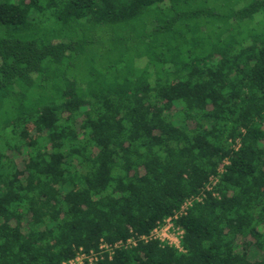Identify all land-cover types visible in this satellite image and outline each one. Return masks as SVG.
<instances>
[{
    "label": "trees",
    "instance_id": "16d2710c",
    "mask_svg": "<svg viewBox=\"0 0 264 264\" xmlns=\"http://www.w3.org/2000/svg\"><path fill=\"white\" fill-rule=\"evenodd\" d=\"M129 238L101 264H264V0H0V264Z\"/></svg>",
    "mask_w": 264,
    "mask_h": 264
},
{
    "label": "built area",
    "instance_id": "2783aa9c",
    "mask_svg": "<svg viewBox=\"0 0 264 264\" xmlns=\"http://www.w3.org/2000/svg\"><path fill=\"white\" fill-rule=\"evenodd\" d=\"M212 185H215L217 180L212 179ZM212 187H208L211 190ZM205 194L202 196H196L192 199L186 200L180 209L175 211L173 215L167 217L162 224H159L149 235H142L138 240L148 242L154 240H160V242H165L170 246H174L181 250L180 240L183 236V230L175 225V222L179 220L182 216L188 213V209L192 206L194 201L203 202ZM137 244L135 238H129L126 241H117L116 243L103 242L100 244L99 249L85 250L84 248H79L76 250V255L74 258L64 262L63 264H101L106 258L112 259L113 255L117 250L123 248L128 249L129 247H134Z\"/></svg>",
    "mask_w": 264,
    "mask_h": 264
},
{
    "label": "rangeland",
    "instance_id": "374dc122",
    "mask_svg": "<svg viewBox=\"0 0 264 264\" xmlns=\"http://www.w3.org/2000/svg\"><path fill=\"white\" fill-rule=\"evenodd\" d=\"M252 254H253V256L255 257L256 254H254L253 252H252Z\"/></svg>",
    "mask_w": 264,
    "mask_h": 264
}]
</instances>
